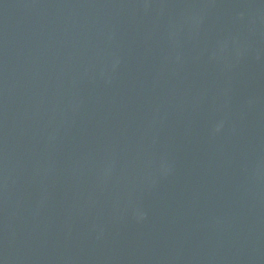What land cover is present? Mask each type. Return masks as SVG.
<instances>
[{"label":"water","instance_id":"95a60500","mask_svg":"<svg viewBox=\"0 0 264 264\" xmlns=\"http://www.w3.org/2000/svg\"><path fill=\"white\" fill-rule=\"evenodd\" d=\"M0 264H264V0H0Z\"/></svg>","mask_w":264,"mask_h":264}]
</instances>
